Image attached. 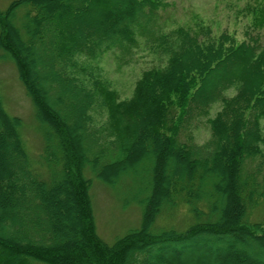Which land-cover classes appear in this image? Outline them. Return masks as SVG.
Listing matches in <instances>:
<instances>
[{"label": "trees", "instance_id": "1", "mask_svg": "<svg viewBox=\"0 0 264 264\" xmlns=\"http://www.w3.org/2000/svg\"><path fill=\"white\" fill-rule=\"evenodd\" d=\"M165 6L12 0L0 11V50L15 65L43 141L32 163L21 118L0 96V264H264V219L248 222L264 202V177L246 170L264 145V2L243 8L252 28L241 41L200 23L170 27L159 14ZM133 49L156 63L120 99L100 63ZM214 106L209 140L181 142L182 128ZM143 160L150 178L140 225L108 244L96 231L86 171L113 186ZM179 206L189 214L184 229L155 227Z\"/></svg>", "mask_w": 264, "mask_h": 264}, {"label": "rangeland", "instance_id": "2", "mask_svg": "<svg viewBox=\"0 0 264 264\" xmlns=\"http://www.w3.org/2000/svg\"><path fill=\"white\" fill-rule=\"evenodd\" d=\"M12 0H0V11H3ZM165 9L159 10L161 19L168 18L172 25L195 27L197 23L209 27L214 35L227 32L235 36L237 41L243 40V32L251 29V15L245 14L246 4H255L256 0H163ZM264 2V0H258ZM22 11H18L14 22L19 26L22 21ZM254 32V31H253ZM264 43V38H263ZM134 50V49H133ZM125 60V61H124ZM156 63L155 57L145 51L137 49L126 59L116 60L113 54L103 56L100 66L102 75L109 82L110 89L114 90L120 99L129 98L142 72ZM233 90L228 92L230 96ZM0 96L7 113L21 118V135L32 163L40 162L42 150V132L35 119V112L30 98L20 82L15 65L0 50ZM218 110V106L210 109L209 114L193 117L180 132L181 142L203 145L210 138L207 117H211ZM106 115L96 116L94 128L104 125ZM264 133V119L261 121ZM263 154L249 160L246 170L257 172L259 182L264 177V145ZM106 153L105 160H110ZM35 164V166L37 165ZM257 168L260 170L256 171ZM49 174V172L45 169ZM44 170L42 173L47 174ZM86 175L92 179L89 189L96 231L102 240L108 244L140 225L142 199L148 194L150 178V162L143 160L137 168L123 174L118 182L109 186L92 176L89 171ZM264 219V202L248 212V222H262ZM189 220V214L183 206H179L169 214L163 212L157 217L155 227L174 226L184 229ZM215 261L210 264H214ZM37 264V263H35Z\"/></svg>", "mask_w": 264, "mask_h": 264}]
</instances>
